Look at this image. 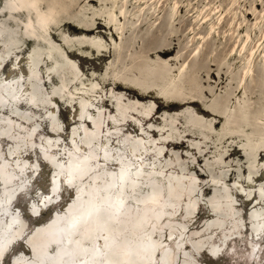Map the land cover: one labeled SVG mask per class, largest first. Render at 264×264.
<instances>
[{
  "label": "rangeland",
  "instance_id": "1",
  "mask_svg": "<svg viewBox=\"0 0 264 264\" xmlns=\"http://www.w3.org/2000/svg\"><path fill=\"white\" fill-rule=\"evenodd\" d=\"M51 1L43 0V10ZM55 1L60 16L31 40L28 14L0 0V173L7 183L0 177V244L16 235L0 264H110L113 253L140 252L142 241L152 239L158 248L147 264H162L163 252L166 264H264V229L256 230L252 218L253 211L264 217V105L260 148L243 111L244 104L264 99V0H179L184 19L176 47L162 57L142 51L144 40H153L146 25L126 30L121 40L105 25L84 30L71 22L83 8L109 4ZM174 1L165 5V17ZM129 8L137 13L133 4ZM202 9L216 11L214 22L226 15L204 44L197 37L207 35V27L189 32ZM248 32V52L263 44L253 63L255 79L244 89L239 77L247 56L231 53ZM154 36L157 44L169 42ZM199 47L201 57H193ZM212 57L227 66H212L211 77L197 75ZM164 61L167 67L160 66ZM67 63L85 86L100 82L102 88L65 87ZM199 88L203 103L180 97H197ZM228 91L240 92L226 105ZM82 158L92 167L85 175L83 161L80 171L72 167ZM89 200L98 204L94 211L101 206L112 216L100 227L89 223L84 238L81 211Z\"/></svg>",
  "mask_w": 264,
  "mask_h": 264
},
{
  "label": "bare ground",
  "instance_id": "2",
  "mask_svg": "<svg viewBox=\"0 0 264 264\" xmlns=\"http://www.w3.org/2000/svg\"><path fill=\"white\" fill-rule=\"evenodd\" d=\"M87 1L92 2L94 0H87ZM97 1H99L100 4H104L105 6L108 4L110 6H108L106 8V10L100 9V8L99 9L94 8L92 10H91V8H83L78 12L80 14V17L78 16V14H77V16H73L71 18V20H72L71 22L75 26L79 27L80 29H84V30L98 29L99 26L96 25L97 23L102 24L103 26L105 25L108 27V29L111 30V32L116 33L121 40H123V37L125 35L126 30L133 28V30L139 31V30H141V28L144 25H146L148 31H150V35H151L150 37H152L153 40L150 41L147 39V41L150 44H146V40H144V44H143L144 46L143 45L140 46L144 53H147L148 51L149 52L153 51L151 53L156 54L157 57H162V56L167 55L168 53L172 52L173 49H175L176 45L173 43V40L176 39V36H178V34L180 32V28L178 26V23H180L184 19V18L183 19L179 18V15H180L179 11H181V8H182L179 0L174 1L173 12L168 17H165L166 12H165V8H164L165 5H167L168 0H97ZM9 2L11 5L14 6L15 10L25 11L28 14L29 18H28V21L26 23V28L32 37L31 40H37V38H38L37 37V34H38L37 29L48 30V27L50 26V24L53 21L57 20V18L60 16V10L56 5L57 1H55V0H52L51 2H49L47 4V7H48L47 10H43V6H42V4L44 3L43 0H9ZM132 4H133L134 8H137V13H133L130 11L129 7ZM88 14H91V15H88ZM215 14H216V11L211 10L210 12H207V9L206 10L202 9L201 13L198 16H196V18L194 20L196 26L194 24V26H192L190 31H189L190 33H196V29H202L204 27H207L208 28V32H207L208 34L207 35L199 34L197 37L198 39L201 40L202 44H204L209 38H212L215 35V33L217 32V29L220 27V25H222L225 21L224 18L226 15H223V17H221V19L217 22L212 21ZM188 16L191 17V16H193V14L192 15L189 14ZM123 19H124V21H122ZM36 21H37V25H36ZM164 21L166 22L165 26H163ZM154 35H161V36L165 37L166 39H168L169 42L165 45L157 44ZM84 36L85 37L82 40H85V39L88 40V36L86 34ZM217 36H219V35H217ZM252 38H253V36L251 33H249V32L246 33V37L243 40L242 44L239 43L238 45H236L232 49V53H231V56H233V55L237 56L238 55L237 57H244L245 54L247 56L246 62H245V64H246L245 70L243 71V73L239 77V81L242 85V88L244 87V89H245V86H246L248 80H250V79L254 80L255 79V73L253 71V63H255V57H257L258 50L260 49V47L263 44L262 40H259L252 48H250V50L248 52V48H249V45L252 41ZM195 39H196V37H195V35H193L191 41L194 42ZM134 42L136 43L135 39H134ZM66 43L69 46H71L72 39H67ZM91 43H93V47H94L95 51L96 50L102 51L100 49V46L98 45V43H94V42H91ZM81 44L82 45L87 44V41L86 40L81 41ZM192 44L193 43H191V45ZM96 46H99V47L95 48ZM202 46L203 45H201L200 47H202ZM240 46H241V48H240ZM200 47L195 51L193 57H201V48ZM123 51H124V49H122V47H121L120 52H123ZM190 64H191V61L186 65V67L183 68V70L189 69ZM220 64H222V63L216 61V59L214 57H212L210 60L206 61L205 66H203L202 68H199V69L197 68V75H201V76L205 75V76L211 77L212 73H213V71H212L213 67L212 66L218 67ZM67 65H68V70H69L70 76H69L67 82L65 83V87H69L70 85H75V84L80 82L83 86L81 88L76 87L75 91H93L92 93H95L96 91H99L100 88H102L100 82L99 83L95 82V84H93L92 86H89V87L85 86L86 84H85V82L82 81V77L79 74L80 71H78V69L74 66V64L67 63ZM162 65H164L166 67L168 66L165 61L160 66H162ZM223 65L227 66V63L225 62L222 64V66ZM257 67H259V66H257ZM125 69L127 70V72L130 70V68H128V67ZM218 69H219V67H218ZM170 70L171 69L169 67L168 72ZM160 73H162V70H160ZM143 76L146 77V74L144 72H143ZM167 77H168V74L165 75L164 78H167ZM119 78H120V76H115L111 80L112 83L114 84V87H119V86H121V84H123V82L120 81ZM219 80H220V78H219ZM163 82H164V80L161 83H163ZM124 85L127 86V84H124ZM209 90H211V93H215V91H213L211 88H209ZM235 92L239 93L240 91H228L227 92V94L222 98L224 104L227 105L229 103V101L232 97L231 95ZM245 92L248 93L249 91L247 90ZM259 93H262V92H259ZM197 94H198L197 97H193L191 95H182L180 97L183 99L189 98V99H193V100H200L201 103H203L205 101L203 99L204 98L203 97V94H204L203 89L201 88ZM258 97H261V96H258ZM253 104L254 105H250V104L246 103L243 105V109H244L243 111L245 113L244 125L251 126L253 128L254 133L257 135L255 145L257 148H260L261 146H263L261 144V141H260V134H261V130H262V126L260 124L262 123L263 110L260 108V106L264 105V99L258 98L253 102ZM197 120L200 121L199 119H197ZM242 121H244V120H242ZM263 122H264V120H263ZM86 159L87 158H82V160H77V159L72 160L73 162H76L73 165L71 162L72 167H74L73 169L74 170L77 169L78 171H80L78 169L79 168L78 162L83 161L85 163L84 168H83L82 172L80 173L81 175L88 174V172L92 168V167H90L91 164H90L89 160L88 159L86 160ZM123 175H125V172H123ZM0 177L3 180L2 184H4V185L7 184L4 176L1 173H0ZM9 178H10V176H9ZM8 182L10 184L11 180ZM9 187L10 186H8L6 189H8ZM96 192H97V189H96ZM96 192H93V193H96ZM157 195H158V192H154V194L150 197L151 200L149 201V203L155 204ZM9 200H10V198L6 199L7 202ZM44 201L45 200L42 199L43 204H44ZM94 205H98L96 203V200H89V202L85 205L86 208H83V210L81 211V214L85 213V220L84 221L86 224H85V229L83 230V232L86 233V235L82 234V236L84 238H87V232L91 230V225L89 223L93 224V227L94 226L100 227V225H102L104 223V220L106 218L110 219V215L112 216L111 212L105 210L101 206H99L100 208H97L94 211L93 210ZM262 214L257 212V211L252 212V218H253L254 227L256 230L260 229L261 227H263V229H264V221H263L264 217ZM76 217L77 216H74V218H76ZM159 219H160V215H158V220ZM52 223L53 222H51L49 225H50V227L53 228V231H54L53 236H55V238H58V236H57V234H58L57 229L58 228L55 225H53ZM47 230H48V228H46V227L41 229V231L43 233H45ZM42 235H44V234H42ZM15 236L16 235H14V238L11 239L10 243L8 242V240H7V242L5 240L0 244L1 245L0 246V256H2L3 252H6L9 249L10 245H12V243L15 241ZM43 238H44V236H43ZM50 239H52V238H50ZM35 248H37L36 245H35ZM141 248H142V250L140 252H137V250H135L134 248L128 247V248L123 249L122 251H118L116 253H113L114 255H112V257H110L108 259V262H110V264H138V263L139 264H147V262L150 260L151 256L154 254L153 250L155 248H158V242L155 239L148 240V241L143 240ZM93 251L96 252V254L94 255L95 258H98L99 257L98 249L93 248ZM81 252H85V251L83 249H81ZM60 253L62 254V252H60ZM161 257H162L161 263L166 264L163 262V257H166L167 260H169L168 253L163 252ZM52 260H53V262H55L54 261L55 258L54 259L52 258ZM69 264H74V262L69 261Z\"/></svg>",
  "mask_w": 264,
  "mask_h": 264
}]
</instances>
